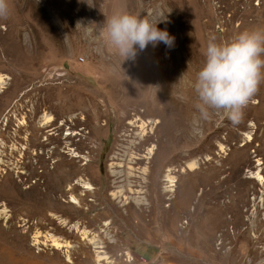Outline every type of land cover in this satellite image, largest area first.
Here are the masks:
<instances>
[{
  "label": "rangeland",
  "instance_id": "374dc122",
  "mask_svg": "<svg viewBox=\"0 0 264 264\" xmlns=\"http://www.w3.org/2000/svg\"><path fill=\"white\" fill-rule=\"evenodd\" d=\"M0 18V264H264V79L240 123L202 120L211 36L264 0H8ZM116 11L162 42L119 56Z\"/></svg>",
  "mask_w": 264,
  "mask_h": 264
},
{
  "label": "clouds",
  "instance_id": "9594fccd",
  "mask_svg": "<svg viewBox=\"0 0 264 264\" xmlns=\"http://www.w3.org/2000/svg\"><path fill=\"white\" fill-rule=\"evenodd\" d=\"M9 11L8 0H0V18H7ZM157 22L148 16L116 11L103 25L106 42L124 60L135 59L137 48L143 51L149 44L170 46L172 38L157 28ZM262 79L264 30H244L226 41L211 36L193 82L199 118L209 120L224 113L233 124L240 123Z\"/></svg>",
  "mask_w": 264,
  "mask_h": 264
}]
</instances>
